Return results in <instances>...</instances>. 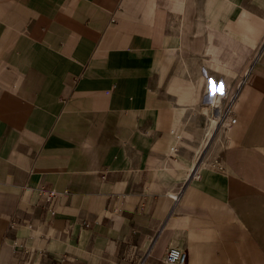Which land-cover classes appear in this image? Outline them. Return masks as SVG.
I'll return each instance as SVG.
<instances>
[{
  "label": "crops",
  "instance_id": "1",
  "mask_svg": "<svg viewBox=\"0 0 264 264\" xmlns=\"http://www.w3.org/2000/svg\"><path fill=\"white\" fill-rule=\"evenodd\" d=\"M170 246L264 264V0H0V264Z\"/></svg>",
  "mask_w": 264,
  "mask_h": 264
},
{
  "label": "built area",
  "instance_id": "2",
  "mask_svg": "<svg viewBox=\"0 0 264 264\" xmlns=\"http://www.w3.org/2000/svg\"><path fill=\"white\" fill-rule=\"evenodd\" d=\"M217 98H220V100H222L223 95L222 94L216 95V93L213 95V98L211 100L212 107H214V105L216 104ZM220 112H221V116H220L221 121L223 122L225 119L229 118L230 105L226 106V108ZM228 121L234 122V118H230ZM47 194L49 196H53L55 192L50 190V191H47ZM13 225L14 223L11 221L10 226H13ZM163 261L164 263H167V264H185L187 261V252L177 247L170 246L165 250ZM138 264H143V263L142 261H140Z\"/></svg>",
  "mask_w": 264,
  "mask_h": 264
},
{
  "label": "bare ground",
  "instance_id": "3",
  "mask_svg": "<svg viewBox=\"0 0 264 264\" xmlns=\"http://www.w3.org/2000/svg\"><path fill=\"white\" fill-rule=\"evenodd\" d=\"M219 97V96H218ZM220 104H222V100H220V98H217V101H216V104L214 105V110L216 109V113L214 114V113H212L213 115L210 117V126H209V128L206 130V136H205V139H204V143H203V145H206V146H204V150H205V148L208 146V139H209V137H211L212 138V136H213V131H215V129H217V123H218V119L220 118V116H221V112H220V108H221V105ZM220 120V119H219ZM203 150V151H204Z\"/></svg>",
  "mask_w": 264,
  "mask_h": 264
},
{
  "label": "rangeland",
  "instance_id": "4",
  "mask_svg": "<svg viewBox=\"0 0 264 264\" xmlns=\"http://www.w3.org/2000/svg\"><path fill=\"white\" fill-rule=\"evenodd\" d=\"M225 108H226V106L223 109H225ZM212 109H213V107H212ZM223 109L220 108V111L221 110L223 111ZM219 119H218V123H217V130H215L214 135H213L212 139L210 140L203 156L206 155V153H208L209 151H212L218 147V142H219L218 137H219V133H220L219 130H221L224 126V122L221 121V117ZM208 123H209V125H208ZM208 123L206 126H210V119L208 120Z\"/></svg>",
  "mask_w": 264,
  "mask_h": 264
}]
</instances>
